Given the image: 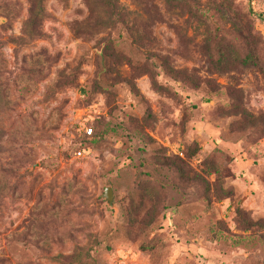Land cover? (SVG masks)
Returning a JSON list of instances; mask_svg holds the SVG:
<instances>
[{"label":"rangeland","instance_id":"374dc122","mask_svg":"<svg viewBox=\"0 0 264 264\" xmlns=\"http://www.w3.org/2000/svg\"><path fill=\"white\" fill-rule=\"evenodd\" d=\"M0 264H264V0H0Z\"/></svg>","mask_w":264,"mask_h":264},{"label":"water","instance_id":"95a60500","mask_svg":"<svg viewBox=\"0 0 264 264\" xmlns=\"http://www.w3.org/2000/svg\"><path fill=\"white\" fill-rule=\"evenodd\" d=\"M103 195H104V197L106 199V202L111 205L112 204V198H113V196H112V188L109 187V186L105 187L104 191H103Z\"/></svg>","mask_w":264,"mask_h":264},{"label":"built area","instance_id":"2783aa9c","mask_svg":"<svg viewBox=\"0 0 264 264\" xmlns=\"http://www.w3.org/2000/svg\"><path fill=\"white\" fill-rule=\"evenodd\" d=\"M84 133H85V134H89V133H91V127H88L87 129L84 128ZM74 155L77 156V157H79V156L82 155V151H81L80 149H77V150L74 152Z\"/></svg>","mask_w":264,"mask_h":264},{"label":"trees","instance_id":"16d2710c","mask_svg":"<svg viewBox=\"0 0 264 264\" xmlns=\"http://www.w3.org/2000/svg\"><path fill=\"white\" fill-rule=\"evenodd\" d=\"M93 134V129L91 128V133H89V134H86L87 136H90V135H92Z\"/></svg>","mask_w":264,"mask_h":264}]
</instances>
